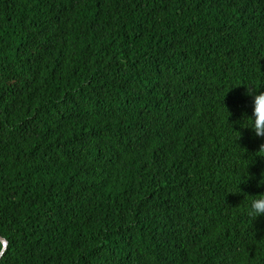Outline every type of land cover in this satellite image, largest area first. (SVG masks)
I'll return each instance as SVG.
<instances>
[{"label": "trees", "instance_id": "1", "mask_svg": "<svg viewBox=\"0 0 264 264\" xmlns=\"http://www.w3.org/2000/svg\"><path fill=\"white\" fill-rule=\"evenodd\" d=\"M249 87L264 0H0V264H264Z\"/></svg>", "mask_w": 264, "mask_h": 264}, {"label": "clouds", "instance_id": "2", "mask_svg": "<svg viewBox=\"0 0 264 264\" xmlns=\"http://www.w3.org/2000/svg\"><path fill=\"white\" fill-rule=\"evenodd\" d=\"M246 94L251 97V115L248 116L251 126L249 127L255 137H264V91H257L249 87ZM264 152V143L260 144L257 153ZM264 185V173L261 174V179L257 186ZM244 199H247L248 206L246 208L247 215L254 221L258 217H264V192L256 195L244 194Z\"/></svg>", "mask_w": 264, "mask_h": 264}, {"label": "water", "instance_id": "3", "mask_svg": "<svg viewBox=\"0 0 264 264\" xmlns=\"http://www.w3.org/2000/svg\"><path fill=\"white\" fill-rule=\"evenodd\" d=\"M0 243L2 244V247H3L2 248V251L0 253V259H1L2 255H3L4 251H5V249L7 247V242L3 238L0 237Z\"/></svg>", "mask_w": 264, "mask_h": 264}]
</instances>
